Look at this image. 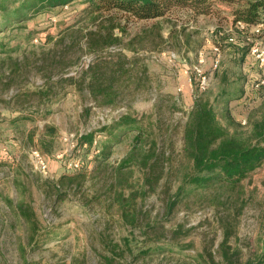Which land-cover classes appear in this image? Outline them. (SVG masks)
<instances>
[{"label": "rangeland", "instance_id": "rangeland-1", "mask_svg": "<svg viewBox=\"0 0 264 264\" xmlns=\"http://www.w3.org/2000/svg\"><path fill=\"white\" fill-rule=\"evenodd\" d=\"M212 1L209 15L173 8L158 20L119 19V29H126L123 43L136 37L134 52L124 50L122 44L89 54L82 35L94 27L78 24L82 4L54 9L29 21L28 30L36 33L32 42L12 41L13 46L22 45L11 54L20 65L13 75L12 91H34L44 85L48 67H62L53 78L50 100L39 109L31 97L10 101L13 94L5 91L6 80H2L10 60L0 55V95L4 100L0 102V264L210 263L211 257L220 260L223 225L235 218V235L229 243L242 250L244 259L264 254V165L235 191L193 190V185L186 184V195L182 194L173 209L171 206L191 170L182 153V129L193 101L199 96L213 101L221 92L230 93L232 117L238 123L247 122L241 126L245 137H249L251 121L259 117L264 103V94L253 90L261 71L249 55H243L245 51L234 50L226 42L227 37L235 41L245 37L232 25L234 6L224 0ZM67 28V33L60 34ZM253 32L247 35L249 40L261 38L255 33L252 36ZM48 35L55 37L52 42H46ZM218 40L223 45L221 64L212 71ZM31 47L36 55L30 53ZM23 52L29 56L27 61ZM199 52L206 55L211 78L204 94L197 92L194 82L189 85L192 76L185 73L197 62ZM172 53L177 55L175 62L170 61ZM104 59L110 65L103 70L105 78L111 79L103 81L109 90L94 96L80 75ZM125 116L140 121L148 135L143 150L153 154L149 167L140 169L133 163L128 168L130 184L138 186L140 193L136 207L130 209L135 224L123 219L114 190L109 191L113 170L108 179L95 173L97 159L89 146L73 157L85 163L82 171L86 178L74 184L59 182L63 176L76 174L66 167L74 154L71 136L93 134L100 146L105 138L99 131ZM16 119L19 128L12 124ZM47 125L55 134L46 130ZM132 147V136L115 147L111 158L115 168ZM37 155L48 162L46 173L39 171ZM157 176L153 188L144 183V179ZM57 183L60 190L55 189ZM129 193L126 190V197ZM20 204L31 213L34 230L17 210ZM173 243L184 247L183 252H153L169 249Z\"/></svg>", "mask_w": 264, "mask_h": 264}, {"label": "trees", "instance_id": "trees-1", "mask_svg": "<svg viewBox=\"0 0 264 264\" xmlns=\"http://www.w3.org/2000/svg\"><path fill=\"white\" fill-rule=\"evenodd\" d=\"M224 1L234 6L233 27H236L238 22L246 26L245 29L240 31L242 35H245L243 39L230 42V37H227L226 42L234 50L241 51L242 49V51H245L243 55L247 56L251 47L247 43V40H249L247 35L252 34L253 28L257 25L264 24V0ZM212 2V0H0V55H6L10 60L7 73L2 75L3 78L1 77L2 80H6L5 91H11L13 95L10 97V101L13 102H17L21 96L31 97L37 102L38 109L50 100L53 78L62 72V70H58L62 67L57 69L54 64L46 69V74L43 76V86H38L34 91L23 94L19 90L12 91V88L15 87L13 75L18 73L20 65L11 57V54L18 52L22 47L21 43L13 46L12 41L22 40L30 44L36 33L28 30L27 23L41 14L51 13L54 9L62 10L74 4H82L84 9L78 24L83 22L90 25V27H94L88 29L82 35L87 42L88 53L94 54L99 49L124 44L123 34H126V29H119V26H121L118 22L119 19L127 22L158 20L165 17L173 8H187L198 15H209L212 11ZM105 22H108V25L105 26ZM117 29H119V33H116ZM69 30L68 28L61 30L60 34L67 33ZM252 36H255L254 32ZM54 38L53 35H48L45 40L49 43ZM135 43L136 37H133L123 45V49L134 52ZM216 45L221 49L223 48L220 40L216 42ZM30 53L36 55L34 47H31ZM22 56L24 61L29 58L26 52H23ZM123 58L126 62H130L127 57L123 56ZM109 66V62L104 59L81 72V81L86 83L92 95L96 96L107 92L108 87L104 86L103 81L111 79L105 78L106 73L103 70H106ZM3 101L2 95H0V102ZM231 102V94L226 91L217 95L213 102L204 96H199L193 101L182 129V153L188 160L191 170L183 178L174 200L172 199V209L180 198H183L182 194L186 190V184L193 185V190L235 191L242 186L247 178L264 165V103L260 108L259 117L251 121L249 137H245L241 129V123H238L231 115L229 107ZM27 118L29 117L23 119ZM19 119L12 122L16 128H19L16 124ZM46 130L51 135L56 132L54 128L48 125ZM99 132L105 139L100 142V152L95 156L97 165L94 171L98 174V177L106 175L108 179L110 172L113 170V181L108 183L109 191L114 190V201L118 204L123 219L127 223L135 224L136 216L134 213H130V209L136 207L140 193L138 186L130 184L129 177L132 173L128 171V168L133 163L137 164L140 169L150 166L153 154L143 150L148 135L140 121L132 116L122 117L111 125L104 126ZM129 136H132L133 139V150L115 168V165L111 162L115 147L123 143L124 139ZM94 139L93 134L85 135L79 139L78 145L80 148L85 145L89 146L92 150ZM50 146L51 144L47 147ZM137 154L141 155V158ZM82 170L77 171L75 175L63 176L59 182L74 184L81 181L86 178V173ZM159 178L160 176L155 177L153 180L144 179V183H148L153 188ZM55 189H61L58 183L55 184ZM126 190H130L127 197ZM185 195L186 193L183 194V196ZM143 196L145 197L146 193ZM17 210L24 221L30 224L31 230H34L29 210H26L22 204L17 205ZM240 211V208L237 209V213H240ZM236 220L237 218L233 222L223 225V240L218 250L220 260L216 261L211 257L210 263L200 260V264H264V254L244 259L242 250L229 243L235 235ZM262 225L264 228V215ZM189 247L190 245L185 246V248ZM183 249L184 247H178L173 243L169 249L158 248L153 252L162 255L166 252H177L176 250L182 253ZM75 264L84 263L76 261Z\"/></svg>", "mask_w": 264, "mask_h": 264}, {"label": "built area", "instance_id": "built-area-1", "mask_svg": "<svg viewBox=\"0 0 264 264\" xmlns=\"http://www.w3.org/2000/svg\"><path fill=\"white\" fill-rule=\"evenodd\" d=\"M236 27L239 30L245 29V25L241 22H238ZM254 33L256 35H260L261 38H255L254 40L250 41V53L249 56L251 57V61H253L259 70L261 71V76L258 77V79L255 81L253 85V90L256 92H261L264 94V24H259L256 27H254ZM230 42H234L235 39L233 37L229 38ZM214 57L211 60L210 68L212 71H217L220 68L221 64V48L219 46H214L213 48ZM177 59V55L175 53H172L170 55V61L175 62ZM206 62L207 58L206 55L203 52L198 53L197 62L192 65L191 67L187 68L185 70L186 74L191 73L192 78L189 79V85H192L193 82L196 85V90L199 94L205 93L210 85V75L208 74V71L206 70ZM179 91H183V87L179 88ZM247 122L245 120L242 121L241 125H246ZM83 134H74L71 136L72 140V152L74 153L72 156V159H70L67 162V169L72 170L74 172H77L84 168L85 163L82 161L81 158H73L77 154L80 153V147L78 145L79 139H81ZM86 146V145H85ZM84 146V147H85ZM100 152L99 142L98 140H94L91 153L95 157ZM37 167L40 172L46 173L48 171V162L41 156L37 155Z\"/></svg>", "mask_w": 264, "mask_h": 264}, {"label": "crops", "instance_id": "crops-1", "mask_svg": "<svg viewBox=\"0 0 264 264\" xmlns=\"http://www.w3.org/2000/svg\"><path fill=\"white\" fill-rule=\"evenodd\" d=\"M230 21H232L231 19H230ZM214 100V99H213ZM213 102V101H212Z\"/></svg>", "mask_w": 264, "mask_h": 264}]
</instances>
